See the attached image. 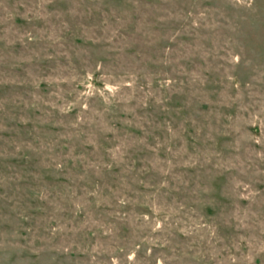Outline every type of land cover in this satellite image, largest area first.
<instances>
[{"label": "rangeland", "instance_id": "obj_1", "mask_svg": "<svg viewBox=\"0 0 264 264\" xmlns=\"http://www.w3.org/2000/svg\"><path fill=\"white\" fill-rule=\"evenodd\" d=\"M0 264H264V0H0Z\"/></svg>", "mask_w": 264, "mask_h": 264}]
</instances>
